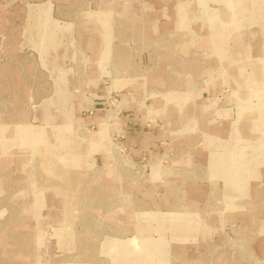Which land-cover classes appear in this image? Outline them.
Segmentation results:
<instances>
[{
	"label": "rangeland",
	"instance_id": "1",
	"mask_svg": "<svg viewBox=\"0 0 264 264\" xmlns=\"http://www.w3.org/2000/svg\"><path fill=\"white\" fill-rule=\"evenodd\" d=\"M0 264H264V0H0Z\"/></svg>",
	"mask_w": 264,
	"mask_h": 264
}]
</instances>
